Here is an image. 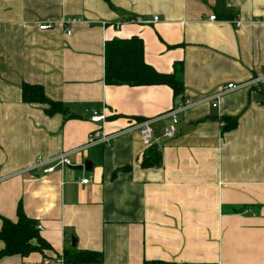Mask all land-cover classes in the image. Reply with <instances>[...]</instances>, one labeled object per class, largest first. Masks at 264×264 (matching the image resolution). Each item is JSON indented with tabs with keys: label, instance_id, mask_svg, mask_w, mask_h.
I'll return each instance as SVG.
<instances>
[{
	"label": "crops",
	"instance_id": "crops-1",
	"mask_svg": "<svg viewBox=\"0 0 264 264\" xmlns=\"http://www.w3.org/2000/svg\"><path fill=\"white\" fill-rule=\"evenodd\" d=\"M0 25V229L20 205L52 249L0 264H63L73 250L101 254L99 264H264V0H0ZM133 37L157 73L180 67L178 97L104 83L105 44ZM24 84L72 118L25 104ZM230 84L243 87L218 108L203 101ZM179 98L196 104L166 139L161 117ZM96 111L103 122H91ZM223 118L235 129L223 131ZM153 119L161 165L143 169L138 125ZM95 130L111 136L108 147L71 157L90 171L28 172Z\"/></svg>",
	"mask_w": 264,
	"mask_h": 264
},
{
	"label": "trees",
	"instance_id": "trees-1",
	"mask_svg": "<svg viewBox=\"0 0 264 264\" xmlns=\"http://www.w3.org/2000/svg\"><path fill=\"white\" fill-rule=\"evenodd\" d=\"M108 3V0H104ZM181 69L174 65L172 74H159L143 61V44L139 38L127 40H112L104 48V83L108 86H166L174 96L178 97L183 91ZM21 98L25 104H39L45 107V115L51 117L55 114L65 115L71 119L61 103L46 99L39 86L24 84L21 88ZM223 131L235 129L237 120L223 118ZM161 165L160 154L153 147L147 148L143 154L140 167L143 169L157 168ZM130 170L123 167L117 171ZM0 242L4 247L0 250V258L20 256L26 258L30 254L51 252L50 245L39 234L38 223L29 219L23 213L20 205L16 210V221L2 219L0 229ZM63 264H99L101 254L90 251L73 250L61 256Z\"/></svg>",
	"mask_w": 264,
	"mask_h": 264
},
{
	"label": "built area",
	"instance_id": "built-area-1",
	"mask_svg": "<svg viewBox=\"0 0 264 264\" xmlns=\"http://www.w3.org/2000/svg\"><path fill=\"white\" fill-rule=\"evenodd\" d=\"M210 22H215L217 21L216 16H211L208 19ZM79 21L77 19H72L71 22H76ZM159 21L158 17H153L151 20H144V19H131L127 21V23H138L141 25H151L154 23H157ZM235 28L238 29L241 26V22L236 21L234 23ZM1 27V25H0ZM50 28V25H42L39 27L40 30H47ZM243 85H227L225 87L219 88L212 96L207 98L206 100H203L207 103L211 104V107L216 109L219 107V103L221 98L234 90L242 88ZM203 101H200L198 103H201ZM196 103L191 102L189 99H184V98H179L175 99L172 108L163 116L161 117L162 119H166L169 124L168 126L164 129L163 136L166 139H173L176 135V126L178 124V116L185 112L186 110L192 108L195 106ZM105 115L104 112H94L92 117H91V122L92 123H100L105 120ZM157 119L149 120V121H144L138 125V128H140V133L142 137L143 144L146 148H150L154 145L155 141L153 140V131L151 128V124L154 123ZM221 126H224L221 124ZM111 136L104 134L101 130H95L91 133L89 140L86 145L79 147L77 149H74L70 152L67 153H62L58 157L49 160V161H44L42 159H39L36 161V163L28 170V172H35L37 170H41V173L43 175H48L53 173L56 169H62V168H68V167H73L74 164L71 161V157L73 156H78L82 154L84 151H86L89 148L103 145L105 147H108L109 142H110ZM82 184H87L88 180L83 179L81 181ZM39 229V227H38Z\"/></svg>",
	"mask_w": 264,
	"mask_h": 264
},
{
	"label": "water",
	"instance_id": "water-1",
	"mask_svg": "<svg viewBox=\"0 0 264 264\" xmlns=\"http://www.w3.org/2000/svg\"><path fill=\"white\" fill-rule=\"evenodd\" d=\"M71 170H74V171H83V170L84 171H90L91 170V163H90V161H85L83 166L72 167ZM71 245H72V248L76 247V241L74 238L71 239Z\"/></svg>",
	"mask_w": 264,
	"mask_h": 264
}]
</instances>
